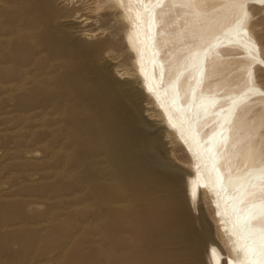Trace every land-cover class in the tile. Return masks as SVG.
<instances>
[{
    "label": "rangeland",
    "instance_id": "obj_1",
    "mask_svg": "<svg viewBox=\"0 0 264 264\" xmlns=\"http://www.w3.org/2000/svg\"><path fill=\"white\" fill-rule=\"evenodd\" d=\"M246 1L251 0H206L203 8L234 16L235 6ZM254 1L245 28L264 60V2ZM226 2L234 7L227 10ZM126 33L124 12L112 0H0V264H209L211 246L227 251V238L212 218L211 196L189 201L190 159L141 95L133 57L123 43ZM224 61L211 71V81L222 82L214 91L240 92L248 85L251 60L235 50ZM260 68L253 84L264 90ZM93 84L96 95L125 106L131 125L135 121L145 135L138 151L147 166L177 179L183 214L195 232L185 244L183 233H174L176 203L169 195L149 196L155 211L148 223L155 230L144 234L147 221L136 219L138 207L133 210L130 203L135 196L120 183L133 176L117 179L103 168L97 151L103 139L95 143L90 133L97 127L96 107H82L75 91ZM252 108L247 128L239 132L254 136L253 145L262 142L264 162V100Z\"/></svg>",
    "mask_w": 264,
    "mask_h": 264
},
{
    "label": "bare ground",
    "instance_id": "obj_2",
    "mask_svg": "<svg viewBox=\"0 0 264 264\" xmlns=\"http://www.w3.org/2000/svg\"><path fill=\"white\" fill-rule=\"evenodd\" d=\"M112 2L124 12L127 33L123 43L133 57L139 91L152 102L162 118L163 129L175 138L190 159V176L184 186L189 201L192 203L201 195L209 194L212 218L219 226V233L227 238V251L214 246L208 249L209 264H264V162L259 148L262 142L253 145L254 136L246 131L239 132L247 128L245 119L253 105L264 100V90L253 84L255 69L264 68V60L245 28L244 18L245 15L248 17L250 6L257 5L256 1L235 6L238 11L234 16L226 11L209 13L203 8L206 0ZM229 3L227 10L234 7ZM242 8L243 13L240 12ZM235 50L242 51L251 60L246 79L248 85L240 92L220 95L214 90H218L222 82L211 81V71L224 60L228 61ZM96 84L83 90L78 86L75 91L85 102L82 107L87 105L89 110L96 107L97 123H94L97 127L90 133L94 142L97 138L103 139L102 147L97 145V151L102 153L98 155L103 159V168L109 169L117 179L129 174L133 176L131 182L120 183L135 196L130 203L133 210L138 207L136 219L147 221L144 234L152 233L154 229L148 223L155 211L154 204L148 203L151 201L149 196L169 195L176 203L174 233L182 232L180 241L185 244L188 235L194 237L195 232L183 214L186 210L176 193L177 179L147 166V159L138 151L142 150L140 142L145 140V135L141 137V132L134 127L135 121L131 125L132 116L116 98L96 95ZM106 84L121 88L107 80ZM106 175L108 172L104 174L105 178ZM150 180L155 185H151ZM149 185L153 189L148 188ZM199 246L195 244L196 251L200 250ZM231 253H236L237 258Z\"/></svg>",
    "mask_w": 264,
    "mask_h": 264
},
{
    "label": "snow or ice",
    "instance_id": "obj_3",
    "mask_svg": "<svg viewBox=\"0 0 264 264\" xmlns=\"http://www.w3.org/2000/svg\"><path fill=\"white\" fill-rule=\"evenodd\" d=\"M259 2H264V0H259Z\"/></svg>",
    "mask_w": 264,
    "mask_h": 264
}]
</instances>
